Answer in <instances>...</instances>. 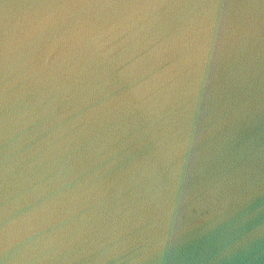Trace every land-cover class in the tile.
<instances>
[{
	"label": "water",
	"instance_id": "water-1",
	"mask_svg": "<svg viewBox=\"0 0 264 264\" xmlns=\"http://www.w3.org/2000/svg\"><path fill=\"white\" fill-rule=\"evenodd\" d=\"M0 264H264V0H0Z\"/></svg>",
	"mask_w": 264,
	"mask_h": 264
}]
</instances>
